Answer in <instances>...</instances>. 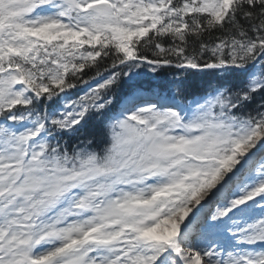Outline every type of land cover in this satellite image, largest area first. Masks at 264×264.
<instances>
[{
	"label": "snow or ice",
	"instance_id": "6c2138e0",
	"mask_svg": "<svg viewBox=\"0 0 264 264\" xmlns=\"http://www.w3.org/2000/svg\"><path fill=\"white\" fill-rule=\"evenodd\" d=\"M0 264H264V0H0Z\"/></svg>",
	"mask_w": 264,
	"mask_h": 264
}]
</instances>
